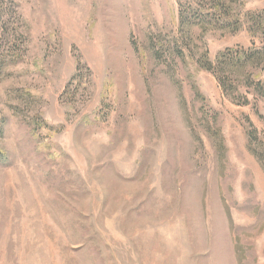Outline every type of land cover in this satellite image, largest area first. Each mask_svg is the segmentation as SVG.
<instances>
[{
    "label": "rangeland",
    "instance_id": "rangeland-1",
    "mask_svg": "<svg viewBox=\"0 0 264 264\" xmlns=\"http://www.w3.org/2000/svg\"><path fill=\"white\" fill-rule=\"evenodd\" d=\"M259 12L0 0V264H264Z\"/></svg>",
    "mask_w": 264,
    "mask_h": 264
},
{
    "label": "trees",
    "instance_id": "trees-1",
    "mask_svg": "<svg viewBox=\"0 0 264 264\" xmlns=\"http://www.w3.org/2000/svg\"><path fill=\"white\" fill-rule=\"evenodd\" d=\"M201 16L202 18H206V15L204 13ZM201 16L198 15V18H201ZM178 19L180 23L182 24L184 21V11L182 10V5H179ZM246 23L249 26L248 31L251 33L252 38L257 37L260 34L264 36V12L250 13L249 15H247ZM230 55H245V56L252 55V57H255V55H264V39L258 47H256L255 44L252 43L251 48L246 49V50L241 49L239 51L232 50L230 52ZM220 56L221 54L218 56V60ZM207 70L210 71V69H207ZM83 71L85 73H83ZM83 77H85L87 81V85L91 86V78H92L91 71L85 65L79 63L76 65L75 75L70 79L69 83L66 85L62 96L69 94L72 84H74L79 79H83ZM217 80H218L220 87L223 89L221 85L223 84L221 82V79L218 77Z\"/></svg>",
    "mask_w": 264,
    "mask_h": 264
}]
</instances>
